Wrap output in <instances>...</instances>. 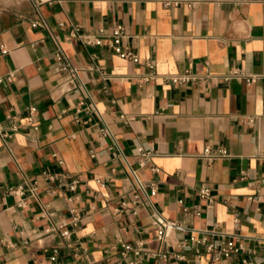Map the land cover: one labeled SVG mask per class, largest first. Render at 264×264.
I'll return each instance as SVG.
<instances>
[{
  "label": "crops",
  "instance_id": "obj_1",
  "mask_svg": "<svg viewBox=\"0 0 264 264\" xmlns=\"http://www.w3.org/2000/svg\"><path fill=\"white\" fill-rule=\"evenodd\" d=\"M198 1L0 0V264H49L54 250L57 264H213L189 240L201 231L242 244L220 264H264V6ZM118 24L139 62L108 47ZM74 27L103 28L102 45ZM230 69L255 81H221ZM185 70L211 79L166 80ZM205 147L230 156L208 163ZM29 183L37 195L19 205L9 190ZM153 209L174 224L161 238Z\"/></svg>",
  "mask_w": 264,
  "mask_h": 264
},
{
  "label": "built area",
  "instance_id": "obj_2",
  "mask_svg": "<svg viewBox=\"0 0 264 264\" xmlns=\"http://www.w3.org/2000/svg\"><path fill=\"white\" fill-rule=\"evenodd\" d=\"M51 1H57L61 2L63 0H51ZM105 1H111V0H105ZM158 2L161 6L165 8H172V7H180V6H188V7H194L197 4H199L198 0H154ZM235 4L241 5V4H248L251 2H259L264 6V0H234ZM32 26L40 25L38 21H34L31 23ZM105 35V30L103 28L98 29V31L94 34L90 33H83L80 32L77 27H74L72 31L70 32V37L77 39L81 44L83 45H95L100 46L102 45V40ZM128 38L127 33L125 31V28L123 25L118 24L115 25L109 35V43L108 47L110 50L118 55L121 58L131 60L133 62H139V57L133 53L129 47V45L126 43V39ZM0 50L2 53H6L7 49H5L3 46L0 47ZM56 59L59 63L58 69L61 71H65L66 76V84L69 87V90L76 87V80L78 79L77 70L69 65V63L65 60L63 57V54L61 51L56 53ZM149 67H153V64H148ZM13 77V73H9L7 76V79L10 80ZM245 79L247 84H250L255 81V77L247 75L244 71L240 69H230L225 75H223L220 79L223 82H228L232 79ZM211 77L209 76H200L195 75L190 70H185L183 73L174 74L169 76L166 80L169 81L172 84L177 85H185V84H194V83H201V82H207ZM35 111V108L30 109V116L29 120H31V115ZM13 131L17 129V125H12L11 128ZM103 135H108V129H103ZM0 134L3 136L6 135L5 132H3L2 125L0 124ZM144 154H142L143 156ZM202 158L207 161L208 163H211L217 159L220 158H227L230 156L229 152L224 148H217L212 149L211 147H205L202 153ZM54 175L50 176V178H53ZM77 184V180H72L70 189L74 190ZM139 187L143 190V186L140 182H138ZM153 188L151 192L153 193ZM9 192H12L22 198L19 205H22L23 201L25 200V196L28 197H36L37 195V186L35 183H29L26 185L18 186L14 189H10ZM199 197L207 202L208 206H212L214 203V198L210 194V189L207 185L202 184L199 187L198 190ZM181 202V200H179ZM151 217L153 219V223L157 227V234L158 237L161 238L165 235V232L167 228L174 226L173 223L168 222L164 219V217L157 212L155 209L152 210ZM202 235L197 233H192L189 240L197 245L204 246V253L208 255L210 261L213 264H220L223 260L230 258L232 255L238 253L243 249V246L241 243H239L237 240H234L232 238H228L220 243H213V242H207L205 234L209 233L208 231H201ZM63 236H67V231L62 232ZM124 249H131V246L123 245ZM140 249L135 251L136 254H138ZM57 251L54 250L51 256L49 257V264H57V258H56ZM201 250L196 249V255H200ZM162 257H166V254H162ZM178 258L181 259L182 256L178 255ZM135 262H133L134 264Z\"/></svg>",
  "mask_w": 264,
  "mask_h": 264
}]
</instances>
